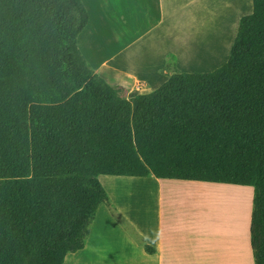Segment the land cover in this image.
<instances>
[{
    "label": "trees",
    "instance_id": "16d2710c",
    "mask_svg": "<svg viewBox=\"0 0 264 264\" xmlns=\"http://www.w3.org/2000/svg\"><path fill=\"white\" fill-rule=\"evenodd\" d=\"M88 21L82 0H0V264L82 250L98 207L115 208L100 175L252 187L264 264V0L222 66L129 98L82 54Z\"/></svg>",
    "mask_w": 264,
    "mask_h": 264
},
{
    "label": "crops",
    "instance_id": "0c3cea01",
    "mask_svg": "<svg viewBox=\"0 0 264 264\" xmlns=\"http://www.w3.org/2000/svg\"><path fill=\"white\" fill-rule=\"evenodd\" d=\"M211 1L82 0L89 21L78 46L94 71L110 85L122 87L126 97L148 93L172 74L178 59L194 51L195 43L203 42L202 32L210 31ZM137 47L143 56L135 57ZM138 83L143 85L139 90ZM99 180L115 208L98 207L84 248L67 254L63 264H254L253 189L246 207L242 201H218L214 214L224 212V219L215 217L213 225L212 206L203 190L238 192L232 184L154 176L100 175ZM132 182L138 183L140 198L113 195L117 188L137 186ZM192 192L198 193L196 203ZM234 207L239 211L236 218L230 216Z\"/></svg>",
    "mask_w": 264,
    "mask_h": 264
},
{
    "label": "rangeland",
    "instance_id": "374dc122",
    "mask_svg": "<svg viewBox=\"0 0 264 264\" xmlns=\"http://www.w3.org/2000/svg\"><path fill=\"white\" fill-rule=\"evenodd\" d=\"M251 12H252V0H212L211 1V15H210V18H211L210 31L208 33L207 31L202 32V37L200 39L203 42L195 43L194 48H193L194 51L190 55L189 53H187L184 57H182V59H178V62L176 61L175 69L180 70V71H185V72L204 73V72H211L219 68L220 66H222L229 58L239 19L242 16L249 14ZM142 52L143 50L141 49V47L140 48L137 47L135 49V57L137 55L143 56ZM131 63H133V61ZM131 66H134V65L132 64ZM175 69L172 70L171 72L173 73ZM162 80L161 82L163 83L166 79L163 81ZM162 83H160V85ZM160 85H157L156 88H158ZM156 88L153 89L152 91L156 90ZM125 183L126 181L119 182V184L120 185L122 184L123 186ZM132 183H133L132 185H137V186H131L129 190H123V191L120 190L123 188H117L116 190H119L117 192L119 194L116 193L114 196L119 197V199L121 200L124 198L125 199L130 198V197H133L136 199L140 198V195H139L140 189H139L138 183L136 182H132ZM231 186H235V188L237 187L236 190H238V192L226 190L228 191V193H223V194L221 193L222 194L221 195L220 193H217L213 190L212 191L205 190L206 196L204 198L207 200V202L211 203L210 205L212 206V208H210L209 210L205 206L204 209L206 211L209 210L214 214L216 210V206H218L217 205L218 201H223V202L225 201V204L226 202H230L233 205L239 204L240 203L239 200L236 199L238 195L239 196L245 195L247 197L246 200L245 199L242 200V203L246 207V205L249 204L250 195H251L250 191L253 188L249 186H236V185H231ZM137 187H138V190H137ZM191 197L195 198L194 203H196L199 200L197 192H192ZM228 210L229 209H227V211ZM237 210L238 209L234 207V210H232L233 212L231 213V215L230 214L229 215L230 216L233 215V217H234V214L239 215V211ZM223 213L219 212L218 215L214 214V216L212 218L210 217V219L213 220L214 218L215 220V217H219ZM210 219H209V222H211ZM217 219L222 221L224 217L221 216L220 218H217ZM214 220L212 221L213 224L215 223ZM205 221L207 224V219Z\"/></svg>",
    "mask_w": 264,
    "mask_h": 264
},
{
    "label": "bare ground",
    "instance_id": "6f19581e",
    "mask_svg": "<svg viewBox=\"0 0 264 264\" xmlns=\"http://www.w3.org/2000/svg\"><path fill=\"white\" fill-rule=\"evenodd\" d=\"M205 33H206V32H205ZM204 40H205V39H204ZM106 186H107V184H106ZM110 186H111V185H110ZM107 188H109V186H107ZM123 188H124V187H123ZM134 189H135V188H134ZM134 189H133V190H134ZM109 190H111V189H109ZM131 190H132V189H131ZM137 190H138V187H137ZM137 190H136V191H137ZM201 191H202V190H201ZM203 191H205V190H203ZM110 192H113V190L110 191ZM132 192H133V191H132ZM215 192L220 193V194H221V193H222V194H223V193H228V191H226V189L221 190L220 188H218L217 190H215ZM113 193H115V192H113ZM229 193H230V192H229ZM117 194H119V193H117ZM220 194H219V196H220ZM222 194H221V195H222ZM113 195H115V194H113ZM236 199L239 200V202H241L243 199L246 200L247 197H246L245 195H240V196L238 195V197H237ZM241 205H242V204H241ZM215 211H216V210H215ZM202 220H203V219H202ZM210 220H211V219H210ZM214 221H215V220H214ZM232 222H233V221H232ZM214 224H215V223H214ZM214 224H213V225H214ZM201 227H202V226H201ZM191 228H192V227H191ZM203 228H204V227H203ZM208 228H209V227H208ZM206 229H207V228H205V229H203V230H206ZM189 230H190V228H189ZM207 230H208V229H207ZM212 231H213V230H212ZM212 231H211V232H212ZM191 232H192V231H191ZM195 232H196V231H194V233H195ZM199 232H200V230H199ZM201 232H202V231H201ZM209 232H210V231H209ZM203 233H204V231H203ZM207 233H208V232H207ZM207 233L205 232V234H207ZM193 235H194V234H193ZM200 235H201V234H200ZM220 235H221V234H220ZM196 236H198V235H196ZM194 241H195V240H194ZM234 251H235V250H234ZM238 251H239V250H238ZM239 252H240V251H239ZM236 254H237V253H236ZM238 254H239V253H238Z\"/></svg>",
    "mask_w": 264,
    "mask_h": 264
},
{
    "label": "built area",
    "instance_id": "2783aa9c",
    "mask_svg": "<svg viewBox=\"0 0 264 264\" xmlns=\"http://www.w3.org/2000/svg\"><path fill=\"white\" fill-rule=\"evenodd\" d=\"M142 86H143L142 83H138L136 89L139 90Z\"/></svg>",
    "mask_w": 264,
    "mask_h": 264
}]
</instances>
